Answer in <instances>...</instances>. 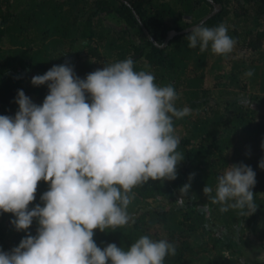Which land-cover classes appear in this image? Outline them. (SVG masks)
<instances>
[{
    "label": "trees",
    "instance_id": "16d2710c",
    "mask_svg": "<svg viewBox=\"0 0 264 264\" xmlns=\"http://www.w3.org/2000/svg\"><path fill=\"white\" fill-rule=\"evenodd\" d=\"M211 1L175 0L168 5L156 0H0V115L15 117L19 90L42 105L48 86H33L32 78L54 65L73 67L74 58L83 61L73 67L81 79L107 64L131 58L135 70L151 72L158 85L175 88L176 107L185 99L190 109L189 115L174 120L181 138L178 151L185 156L177 167V179L149 181L135 188L128 208L132 221L115 232L97 230L94 240L101 249L111 243L129 248L140 236L149 235L176 246V254L169 255L165 264H196L206 254H215L209 264H249L244 256L251 249L247 240L251 235L264 250V169L259 167L264 160V114L258 116L264 97L245 94L249 83L260 78L264 93V0ZM215 6L220 11L203 25L225 24L237 41L232 54L248 50L257 58L250 65L233 61L227 72L224 66L212 88L207 86L210 62L222 67L228 58L212 54L210 48L203 53L199 46L190 48L186 40L190 32L182 33L202 25ZM102 14L117 17L118 28L106 33L102 21L95 22ZM171 33L177 34L170 37ZM6 37L11 49L1 46ZM80 40L83 43L76 49ZM86 50L90 57L83 59ZM249 69L254 71L251 77L245 76ZM220 87L224 90L217 96L214 89ZM241 163L256 173L257 211L245 216L239 210L221 213L203 189L211 186L214 194L218 176ZM193 173L191 190L184 204L177 205L179 190ZM48 188L47 183H39L30 208L43 206L41 196ZM13 219L11 214H0V250L4 252H11L28 235L16 231ZM38 226L34 221L28 231L35 236ZM220 251L227 252L228 258Z\"/></svg>",
    "mask_w": 264,
    "mask_h": 264
},
{
    "label": "clouds",
    "instance_id": "9594fccd",
    "mask_svg": "<svg viewBox=\"0 0 264 264\" xmlns=\"http://www.w3.org/2000/svg\"><path fill=\"white\" fill-rule=\"evenodd\" d=\"M190 48L229 58L237 41L221 23L203 24L186 37ZM249 69L245 76L251 77ZM47 85L42 105L18 91L15 117L0 115V214H11L16 231L28 235L4 252L0 264H165L176 254L167 239L140 236L129 248L101 249L94 236L115 232L132 221L134 189L149 181H175L185 156L174 120L190 114L177 108L172 85L160 86L151 72L134 68L131 58L105 65L79 78L67 63L32 78ZM264 147V145H262ZM259 167L264 169V160ZM179 190L177 205L191 190ZM49 185L36 200L39 183ZM256 173L250 166L227 167L213 188L203 189L221 213L254 214ZM191 198H195V195ZM38 222L37 234L28 230ZM264 260V255L259 257Z\"/></svg>",
    "mask_w": 264,
    "mask_h": 264
},
{
    "label": "rangeland",
    "instance_id": "374dc122",
    "mask_svg": "<svg viewBox=\"0 0 264 264\" xmlns=\"http://www.w3.org/2000/svg\"><path fill=\"white\" fill-rule=\"evenodd\" d=\"M13 1L14 0H10V2H13ZM156 1H158V3H163V4H168V5H170V4L174 5L176 3L175 0H156ZM193 19H194V17L189 19V21L191 22V21H193ZM101 21H102V23H101ZM95 22L101 23L102 24L101 25L102 29L105 30L106 33L108 31H110V29L112 27L113 28H118V24H119V21H118L117 17H115V16H106L104 14L100 15L99 17H97L95 19ZM82 43H83V40H80L79 43L76 44V46H77L76 49H79L81 47ZM1 46H2L3 49H11L12 48L11 45H10L9 37H6V39L2 42ZM98 49L101 52V44L98 45ZM82 56H83V59H85L86 56L90 57V55L87 53V50L84 52V54ZM256 58H257V55L254 52H251V51H248V50H244V51H242L239 54H231L230 57L225 61L226 65H223L222 67L217 65L215 63V61L212 60L210 62V66L207 69V71L209 73L208 85L207 86L213 88V85L216 84V80L218 81V77H219V74L221 72L220 70L222 68H224V66H225L224 69L226 70L225 72H227V70H229L231 64H233V61H236V62H238L240 64H245V65L249 64L250 65L254 61V59H256ZM227 61H228V63H227ZM80 62H83V61H77L74 58V61L72 63L73 67L74 68L79 67L80 64H81ZM254 63H255V61H254ZM260 82H261V78L257 79V81H253L252 80L249 83V89H248V91L245 92V94H247L248 96L249 95H255V96L264 97V93H262L260 91ZM223 90H224L223 87H220L219 89H214V91H215L217 96H219V94H222ZM177 107L178 108H184V107L188 108V106L186 105V100L182 99V101L179 104H177ZM258 112H259L258 116H261V114H264V109L263 108H259ZM179 129H181V128H179ZM181 131H182V129H181ZM239 135H241V132H240ZM241 142L242 141H240V143L238 145H241L242 144ZM228 154L230 156V155L233 154V152L230 151ZM256 184H257V182H256ZM255 187H256V185H255ZM253 193H254V195L256 194V192H254V188H253ZM257 194L260 195V196L263 195V193H261L259 191H257ZM258 230L260 231V227H259ZM252 239H253V237L251 235H249L247 240H250L249 243H252V246H251L250 250L249 249L247 250L248 253L245 254L244 259L249 264H264V260H261L259 258L261 255H264V250H262V244H259L258 242H256L257 240L253 241ZM219 253L221 254V256H225L226 258H228V256H229L227 252L220 251ZM214 255L215 254L202 255L201 257H199L200 260L198 262H196V264H209V262L215 260Z\"/></svg>",
    "mask_w": 264,
    "mask_h": 264
},
{
    "label": "water",
    "instance_id": "95a60500",
    "mask_svg": "<svg viewBox=\"0 0 264 264\" xmlns=\"http://www.w3.org/2000/svg\"><path fill=\"white\" fill-rule=\"evenodd\" d=\"M210 2L213 4V2H212L211 0H210ZM220 9H221L220 7L215 6V10H214V12H213L208 18H206L205 20H203L201 24H204L209 18H211L212 16L216 15V14L220 11ZM198 26H200V25H198ZM196 27H197V26H196ZM193 28H195V27H193ZM193 28H191V29H193ZM191 29H189V30L183 32L182 34H184V33H189V32L191 31ZM176 34H177V33H171L170 37L175 36Z\"/></svg>",
    "mask_w": 264,
    "mask_h": 264
}]
</instances>
